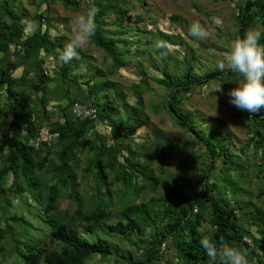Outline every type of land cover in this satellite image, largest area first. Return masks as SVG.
Instances as JSON below:
<instances>
[{"label":"trees","instance_id":"1","mask_svg":"<svg viewBox=\"0 0 264 264\" xmlns=\"http://www.w3.org/2000/svg\"><path fill=\"white\" fill-rule=\"evenodd\" d=\"M82 1L86 11L93 3L99 9L89 44L110 59L105 73L80 50L78 60L62 64L60 51L70 41L48 31L55 2L77 10L80 0H39L46 8L31 17L0 1V254L15 255V264H89L95 256L112 264H170L169 254L173 264H219L200 243L211 237L239 246L249 264H264V109L253 115L235 107L247 134L236 148L222 118L200 119L185 105L210 86L228 96L241 77L217 66L197 72L189 53L174 72L162 65L155 85L164 95L146 104L154 115L166 114L178 134L149 127L142 102L148 82L131 86L133 105L116 84L104 82L145 49L136 26L143 13L135 14L134 24L124 22L142 0ZM235 5L232 39L255 29L264 44V0ZM25 18L38 22L35 35L23 31ZM150 39L155 45L181 41L158 29ZM47 62L55 67L52 75ZM75 103L94 108L96 119L76 117ZM146 127L153 135L150 151L138 134ZM172 153L179 172L168 174ZM62 199L73 208L60 210Z\"/></svg>","mask_w":264,"mask_h":264},{"label":"rangeland","instance_id":"2","mask_svg":"<svg viewBox=\"0 0 264 264\" xmlns=\"http://www.w3.org/2000/svg\"><path fill=\"white\" fill-rule=\"evenodd\" d=\"M9 1L16 8L24 10L30 17L37 14V12H43L46 8L45 4H42L40 7L37 6L39 0ZM235 3L236 0H142L141 3H137L131 11L125 14L124 22L128 26L134 24L135 14L143 13V20L139 21L136 26L139 31L138 33L145 34V41L143 43L145 49L137 51L136 55L132 56L131 63L124 67V69L119 70V72L111 76L105 75L104 82L116 84L117 91L126 96L128 104L133 105L137 101V98L130 92V88L133 84L138 83L140 79L144 78L149 84V90H144L142 94V102L146 113L143 119H147L146 122L149 123V127L159 128L171 137L176 136L179 129L171 125L168 116L166 114L154 115L146 106L149 101L158 100L164 95V91L155 85V80L161 76L160 70L162 65L165 64L164 66L167 67L169 72H174L175 65L176 67L181 65L184 57H187L189 53L194 57L197 72L202 73L215 68L214 66H217L218 61L230 49V45L234 41L232 39V35L236 30L234 16L237 13ZM84 12H86V7L82 0H80L77 10L71 7L65 8L61 3L55 2L51 6L49 14L51 29L48 31L50 36H61L70 41L73 36L71 21L75 16ZM173 15L180 16L184 19V23H181V18L179 20L171 18ZM110 19L111 17L107 20ZM196 21H199L206 29L208 36L205 39H197L190 34V27ZM157 29L169 33L172 32L179 37L180 43L178 45L167 44L163 49H157L154 42L150 39L154 34V30ZM79 50L90 58V64L93 68L105 73L111 61L110 59H105V54L101 50H98L92 44H87ZM43 67L49 75H52L55 70V67H49L48 62ZM230 83L228 82V84ZM219 87L213 88L210 86L203 92L196 93L191 100L186 102L185 107L191 112L197 111L201 117L200 119L222 118L227 125V130L236 137V148H240L247 139L246 121L237 114L236 108L229 103V97L220 93L223 91H214ZM108 95L113 99L115 93L113 90H110L108 91ZM116 111L122 114L124 110L118 104ZM215 111L217 114L213 116ZM147 129L146 127L139 130L138 134L142 133L144 135L143 141L145 140L146 143L143 146L149 148L153 135L152 133H148ZM138 150L141 151V144H139ZM171 155L166 165V170L168 174H175L179 172L177 165L179 158L173 156V153ZM153 162L152 166L156 168L155 164L157 160ZM165 186V183H163L160 194L165 193ZM251 189H253L254 193L256 192L255 186H252ZM73 206L72 201L68 199L59 201L60 210L73 208ZM18 211L19 208L16 207L14 212ZM19 232L22 233L20 228L17 227V233ZM130 244V242H124L123 245L132 249ZM167 260L170 264L174 263L172 254L167 256ZM0 261H3V264L18 263L16 256L8 251L5 254H0ZM112 263L111 258L103 259L98 256H95L89 262V264ZM19 264H21L20 260Z\"/></svg>","mask_w":264,"mask_h":264},{"label":"clouds","instance_id":"3","mask_svg":"<svg viewBox=\"0 0 264 264\" xmlns=\"http://www.w3.org/2000/svg\"><path fill=\"white\" fill-rule=\"evenodd\" d=\"M98 12L99 9L93 3L86 12L72 19V39L60 51L58 57L62 64H70L73 60H78V50L91 42L97 31ZM21 24L23 31L29 36L35 35L39 28L38 22L29 18L23 19ZM190 34L197 39H205L208 36L199 21L192 23ZM260 39V31L248 30L242 37L232 42L230 49L217 63L219 71H228L241 77L228 92L229 103L253 115L264 109V44L260 43ZM155 47L163 49L166 45L164 42H159ZM214 91H222L221 86ZM216 114L215 111L213 116ZM200 243L210 261L218 260L219 264H249L245 252L239 246H233L223 239L205 237Z\"/></svg>","mask_w":264,"mask_h":264},{"label":"built area","instance_id":"4","mask_svg":"<svg viewBox=\"0 0 264 264\" xmlns=\"http://www.w3.org/2000/svg\"><path fill=\"white\" fill-rule=\"evenodd\" d=\"M72 113L80 119H96V110L94 108L79 103L73 104ZM165 248V244H162L161 251L163 252Z\"/></svg>","mask_w":264,"mask_h":264}]
</instances>
